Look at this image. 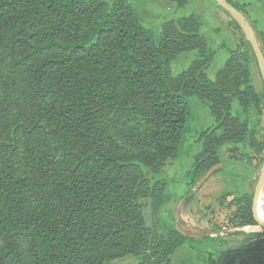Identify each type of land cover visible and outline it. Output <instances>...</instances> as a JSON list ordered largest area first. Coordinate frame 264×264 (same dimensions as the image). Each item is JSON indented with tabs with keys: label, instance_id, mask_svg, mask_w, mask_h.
Returning a JSON list of instances; mask_svg holds the SVG:
<instances>
[{
	"label": "trees",
	"instance_id": "1",
	"mask_svg": "<svg viewBox=\"0 0 264 264\" xmlns=\"http://www.w3.org/2000/svg\"><path fill=\"white\" fill-rule=\"evenodd\" d=\"M167 1L181 11L195 0ZM233 22L242 48L210 80L217 51L196 14L164 23L157 40L128 0H0V264H173L184 245L200 249L161 217L174 199L168 168L190 138L200 144L176 181L193 191L232 163L253 170L223 161L222 148L262 150L249 120L256 57ZM190 52L197 59L174 77ZM195 98L216 127L194 130ZM231 205L242 226L256 225L252 198ZM263 247L209 253L207 264Z\"/></svg>",
	"mask_w": 264,
	"mask_h": 264
},
{
	"label": "rangeland",
	"instance_id": "2",
	"mask_svg": "<svg viewBox=\"0 0 264 264\" xmlns=\"http://www.w3.org/2000/svg\"><path fill=\"white\" fill-rule=\"evenodd\" d=\"M128 1L130 5L134 8V10L140 15L142 20L149 27L154 29L155 37L157 40L159 39V32L164 23L168 22L169 20L175 17L186 18L195 14L199 16V14H197L196 12L188 16L180 15L181 12L188 9L190 6H192L193 3H194L193 5L198 6V8L199 7L202 8L200 4L201 0H195L186 9L181 11L178 10L177 5L175 3L169 2L167 0H128ZM208 1L211 4V11L208 12L211 13L213 11L214 12L212 13V15L208 14L207 16L210 18L211 15L210 19L212 20L216 19L215 21L217 22V23H213L210 26H216L218 28L217 32L221 33V35L218 36L220 41L223 40L222 34H225V36L228 37L229 41L234 40L233 43L235 45L236 50L238 48H242L240 46V35L236 30L233 22L235 20L229 14H227L222 9H220L218 7V4H216L214 0H208ZM161 2L162 4H164V7H166V9H168L169 11H171V9L168 6L172 5L174 7L171 13L167 11V13L170 16L169 18L166 19L165 22H163L164 20L158 17L161 15L163 16V13L159 14L161 12L160 9L157 8L158 4L160 5ZM219 13L222 14L223 16L220 17L222 21L217 16L214 15ZM185 15L187 14L185 13ZM207 25H209V23ZM253 27L257 35V38L264 35V33L259 32L258 23L254 22ZM211 33L208 32L207 35L210 37ZM213 38L216 39L217 36L214 35ZM208 41H210L209 43L212 46L213 45L211 43L213 42L212 39H209ZM258 42L262 50V43L260 42L259 39ZM243 43L245 45V49L248 52H253L251 45L249 44L246 38ZM191 55L194 56L193 59H196L195 52ZM193 59L191 61H193ZM182 60H184L185 66L180 71H177L178 73L186 69L191 62L190 60L185 61L186 59L185 58L182 59V57L179 59V62L180 61L182 62ZM218 62H220L221 64V57L217 58L216 62L213 64L209 72V75L212 78L214 77L215 72L218 69ZM251 84L253 85L254 89L256 90L260 98L257 105L258 107H252L249 110V120H250V126L255 127L256 130L258 131V141L262 150L256 152L255 150H252L249 147V143H248L247 146L249 148L245 147L248 154L245 153L246 156H244L242 153L234 150V147L231 148V146H226L221 150V159L223 161L228 160V162L232 160L237 162L239 159H241L242 162L252 166L253 170L241 166L240 167L233 166L232 169L233 171H235L234 173H236L239 170V172L242 174L243 179L241 180L240 177L239 183L233 184L232 181H230L231 180L230 177L229 182H227L226 184L225 179L222 178V176L221 177L217 176V179H215V181H212V183L213 182L214 183L212 184L211 190H208V188L207 189L203 188L204 187L203 185L202 187L195 188L193 191L187 189L185 196L183 198H179L174 195L176 192H173V189L176 188L175 186L177 184L183 185L182 183L180 184L176 182L177 177L184 178L187 174V173L182 174L180 173V171H181V167L182 170H184V164L187 165L189 163V159L191 160V156H189L190 150L188 148V142L184 147L183 150L184 152L182 155L183 160L181 161V163L179 161L174 162L168 168L169 179L170 182H172L170 184L168 193L172 195L174 199L171 202V204L161 212V217L164 221H167V214L165 213V211L169 210V214L170 213L173 214L174 221L176 220L179 221L178 222L179 228L185 234L195 238L197 241H199V243H201L199 250H192V248L189 245H184L182 248L178 250V252L175 255L172 256L171 260L173 264H207L209 260V255H208L209 253L220 254L226 251L239 250L242 248H248L250 246L251 247L256 246L258 242L264 243V229L258 226L257 222L256 225L253 226H246V227L242 226V221L240 219L241 215L240 213H238L239 207L237 205H231V202L236 197V195L249 196L250 198H252L251 211L253 214L254 194L264 167V82L257 63H253L251 67ZM192 106H193V101H192ZM233 112L234 115L238 117L241 122L244 121L245 114L242 108L240 107L238 100L234 101L233 103ZM238 114H241V117H239ZM216 126L217 123L215 121V123L209 126V128ZM190 140L193 141V139L191 138ZM236 186L239 187V190H237L236 192L229 191L231 190L232 187L236 188ZM192 193H194V195L191 198L187 199L184 203H182L183 200L188 198ZM226 193L229 195L223 198V195ZM260 202L264 209V188L261 192ZM174 221H167V222H174ZM215 247H217L216 252L214 249ZM255 251H257L256 254L253 253L252 251L244 253L242 256H240V258H238L234 262V264H264V247L260 250L256 249ZM129 261L132 260H126V259L120 260L119 262H116L114 264H119V263L128 264Z\"/></svg>",
	"mask_w": 264,
	"mask_h": 264
},
{
	"label": "crops",
	"instance_id": "3",
	"mask_svg": "<svg viewBox=\"0 0 264 264\" xmlns=\"http://www.w3.org/2000/svg\"><path fill=\"white\" fill-rule=\"evenodd\" d=\"M234 2L237 3V4H240L242 6H245V8H246L245 11H246V14H247L246 18L248 19V21L251 23L252 26H253L254 22L258 23L259 32L264 33V0H234ZM193 4L188 9L184 10L183 12H181L180 15L181 16H188V15H191L192 13L196 12L197 14H199L201 19L203 17L201 33L206 38L207 43L211 47V49L214 50V51H217V56H216V59H215L214 63L216 62L218 57H221V64H220V62H218V69L215 72V75H214L213 78L209 75V72H210V70H211V68H212L214 63L212 64V66L208 70V77L210 78V80H215L218 72L221 69H223V67L225 66L226 62L228 61V59L230 57V53L232 51L236 50L235 45L233 43L234 40H230L229 41L228 37L225 36V34H222L223 35V40L220 41L218 36H220L221 33L217 32L218 28L216 26H210L213 23H217V22L215 21L216 19H214V20L210 19L211 15H212V13L214 11L212 13L208 12V11H211V4H210V2L208 0H201L200 1V4H201L203 9L201 7L198 8V6H195ZM168 7L171 9V11L174 8L172 5L168 6ZM157 8L160 9L161 13H159V14L163 13V16L161 15V16H158V17H160L162 20H164L163 22H165L166 19L169 18V16H170L167 13V11H169V10L166 9V7H164V4H162V2L160 3V5L158 4ZM171 11H169V12L171 13ZM205 12H208V13H205ZM185 13L187 15H185ZM208 14H211L210 18L207 16ZM214 15L217 16L222 21V19L220 18V17H223L222 14L219 13V14H214ZM210 22H211V24H210ZM208 23H209V25H207ZM208 32L209 33L212 32L210 37L207 35ZM214 35L217 36L216 39L213 38ZM209 39H212V41H213V42H211L213 44L212 46L209 43L210 41H208ZM193 53L194 52L183 53L172 63L171 71H172V75L174 77H177L183 71H185L187 68H189L190 65L197 59V53L195 52L196 53V59H193L194 56L191 55ZM187 55H190V56H187ZM181 57H182V59L185 58L186 59L185 61H188V60L191 61L192 59H193V61L190 62V64L188 65V67L186 69H184L183 71L178 73L177 71H180L185 66L184 60H182V62L181 61L179 62V59ZM174 65H176V66H174ZM173 67L175 68V71H174ZM192 101H193V106H194L195 110L197 111L195 130L204 131L207 128H209V126H211V125H213L215 123L214 118L212 117L208 107H206L203 103H201L197 99H193ZM234 107H236V106H234ZM238 115H239V117H241V114H238ZM188 148L190 150V155L189 156H191V160L189 159V163L187 165L184 164V170H182V167H181L180 173H182V174L187 173V171H189V169L191 168L192 158H193V156H195L201 150V145L194 143L192 140H189L188 141ZM182 160H183V157L179 160V162L181 163ZM227 162H228V160H227ZM233 166L240 167L239 165H235L234 163H232L231 165H229L227 167V171L226 172H224L223 174L217 175V176H220V177L222 176V178L225 179V183L226 184H227V182H229L230 177H231L230 181H232L233 184L239 183L240 177H241V180L243 179L242 178V174L239 172V170L236 173H234L235 171H233V169H232ZM241 167H243V166H241ZM217 176L212 177L207 183L204 184L203 188H206V189L208 188V190H211L212 184L214 183V182L212 183V181H215V179H217ZM175 187L176 188L173 189V192H176L174 195L176 197L183 198L185 196L188 188L185 185H178V184ZM237 190H239L238 186H236V188L232 187L231 190H229V191L236 192ZM165 213L167 214V221H174L173 214L172 213L169 214V210H166ZM175 215H176V213H175ZM214 249H215V252H216L217 251V247H215Z\"/></svg>",
	"mask_w": 264,
	"mask_h": 264
},
{
	"label": "water",
	"instance_id": "4",
	"mask_svg": "<svg viewBox=\"0 0 264 264\" xmlns=\"http://www.w3.org/2000/svg\"><path fill=\"white\" fill-rule=\"evenodd\" d=\"M218 6H220L225 12H227L240 26L242 29V32L244 33L246 39L248 40L249 44L251 45V48L253 50V53L256 57V61L264 82V54L261 50L260 44L258 42L257 35L255 33V30L251 23L248 21V19L239 12L234 6L229 4L226 0H214ZM264 188V167L261 173V177L259 179V182L257 184L255 194H254V200H253V214L254 218L258 224V226L262 227L264 229V221H261L258 216V206L259 201L261 197V192ZM194 195V193L190 194V196L183 200L182 203H184L187 199L191 198ZM181 203V205H182ZM180 205V206H181ZM180 208V207H179Z\"/></svg>",
	"mask_w": 264,
	"mask_h": 264
},
{
	"label": "bare ground",
	"instance_id": "5",
	"mask_svg": "<svg viewBox=\"0 0 264 264\" xmlns=\"http://www.w3.org/2000/svg\"><path fill=\"white\" fill-rule=\"evenodd\" d=\"M258 216L261 221H264V209L260 201H259V206H258Z\"/></svg>",
	"mask_w": 264,
	"mask_h": 264
}]
</instances>
